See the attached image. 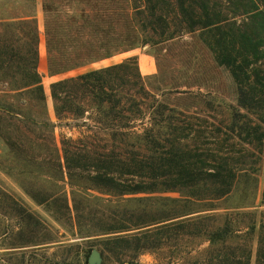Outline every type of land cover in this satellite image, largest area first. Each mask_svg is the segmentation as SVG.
<instances>
[{"label": "trees", "instance_id": "trees-1", "mask_svg": "<svg viewBox=\"0 0 264 264\" xmlns=\"http://www.w3.org/2000/svg\"><path fill=\"white\" fill-rule=\"evenodd\" d=\"M26 1L38 0H0V80L13 91L0 101V138L30 172H51L60 182L54 193L28 191L59 222L72 226L84 218L76 204L86 198V183L120 196L180 194L171 201L182 210L169 214L164 209L160 220L212 209L214 201L228 202L241 182L243 200L253 203L260 179L253 171L235 169L223 145L232 137L223 127L212 125L211 132L204 131L207 136L186 141L193 133L188 136L182 127L181 103L170 104L153 93L135 57L99 68L94 64L136 46H172L175 38L190 36L195 41L189 45L208 51L216 65L232 74L263 70L264 0H42L51 75L78 71L51 86L57 122L48 116L38 69V20L24 11L13 12ZM171 93L188 91L174 87ZM190 119L199 118L191 113ZM62 125L82 130L75 137L62 134L59 142L56 128ZM162 205L168 207V202ZM126 222L133 224L132 219ZM47 230L40 221L26 224L20 230L26 234L20 232L22 239L12 245L50 242L56 237ZM228 231L225 225L209 236Z\"/></svg>", "mask_w": 264, "mask_h": 264}, {"label": "rangeland", "instance_id": "rangeland-1", "mask_svg": "<svg viewBox=\"0 0 264 264\" xmlns=\"http://www.w3.org/2000/svg\"><path fill=\"white\" fill-rule=\"evenodd\" d=\"M15 11H24L38 20L41 31L38 69L47 95L48 116L57 122L51 86L78 71L51 75L42 0L18 4ZM174 40L177 44L172 46H136L94 67L135 57L148 88L170 104L181 103L182 127L187 129L188 136L193 133L186 141L207 136L204 131L211 132L212 125L223 127L232 137L223 145L233 157L235 169L253 171L260 179L257 199L249 204L243 200L244 183L241 182L228 202L214 201L212 209L160 220L164 209L169 214L182 210L180 203L174 205L171 201L181 198L180 194L156 192L120 196L86 183L82 184L86 198L80 197L76 204L84 218L68 226L28 193L42 190L54 193L60 182L51 172H30L24 159L9 153L0 138V264H24L23 261L90 264L94 249L101 254V264H264V229L261 228L264 222V69L244 75L232 74L216 65L208 51L192 46L195 40L190 36ZM190 40L192 45L188 44ZM174 87L188 94L174 95L171 93ZM10 92L13 91L0 80V101L6 100ZM191 113L199 119H190ZM166 115H158L157 119ZM81 130L62 125L56 128V136L60 142L62 134L75 137ZM163 197L170 202L162 201ZM167 202L168 207H164L162 203ZM23 210H27L24 215ZM207 215L211 217L200 219ZM130 219L133 224L126 222ZM188 219L190 224L185 223ZM37 221L45 223L47 233L56 238L47 243L13 247L12 243L22 239L19 233L26 234L21 228ZM199 222L206 228L203 225L197 228ZM225 225L230 232L210 238V231ZM121 226L128 228L111 229ZM40 228L33 226L37 232ZM24 251H27L25 256Z\"/></svg>", "mask_w": 264, "mask_h": 264}, {"label": "water", "instance_id": "water-1", "mask_svg": "<svg viewBox=\"0 0 264 264\" xmlns=\"http://www.w3.org/2000/svg\"><path fill=\"white\" fill-rule=\"evenodd\" d=\"M101 260H102V257H101L100 252L94 249L90 254L89 263L90 264H101Z\"/></svg>", "mask_w": 264, "mask_h": 264}]
</instances>
